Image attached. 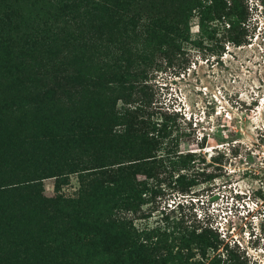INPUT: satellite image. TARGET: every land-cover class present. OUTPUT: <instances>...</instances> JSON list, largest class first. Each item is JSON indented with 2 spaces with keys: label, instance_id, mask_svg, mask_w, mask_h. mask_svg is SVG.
I'll use <instances>...</instances> for the list:
<instances>
[{
  "label": "trees",
  "instance_id": "obj_1",
  "mask_svg": "<svg viewBox=\"0 0 264 264\" xmlns=\"http://www.w3.org/2000/svg\"><path fill=\"white\" fill-rule=\"evenodd\" d=\"M192 16L201 35L220 29L239 42L246 9L236 0H0V264H148L140 251L157 243L175 254L126 213L145 189L162 193V181L192 184L178 173L194 159L178 149L186 132L176 114L149 109L136 84L153 51L188 42ZM58 57L83 69L76 88L32 90L41 62ZM69 174L74 197L43 195L44 178L58 192ZM174 224L165 233L178 247L207 246Z\"/></svg>",
  "mask_w": 264,
  "mask_h": 264
},
{
  "label": "rangeland",
  "instance_id": "obj_2",
  "mask_svg": "<svg viewBox=\"0 0 264 264\" xmlns=\"http://www.w3.org/2000/svg\"><path fill=\"white\" fill-rule=\"evenodd\" d=\"M236 1L246 9L239 42L222 36L220 29L201 35L198 18L192 16L188 42L179 49L153 51L152 63L137 78L149 109L176 114L186 132L178 149L192 152L194 159L178 170L192 178L191 185L172 188L162 181V193L145 189L138 211L126 213L142 235L157 228L150 239H166L175 253L168 256L167 245L157 243L155 250L140 251L144 263L264 264V2ZM41 63L37 79L28 82L32 90L76 88V75L83 71L77 64L61 57ZM145 180L146 186L154 183ZM64 182L56 192L54 179L44 178L43 195L74 197L76 175L69 174ZM175 222L180 226L175 230L203 234L207 246L189 242L178 247L176 233L166 235Z\"/></svg>",
  "mask_w": 264,
  "mask_h": 264
}]
</instances>
